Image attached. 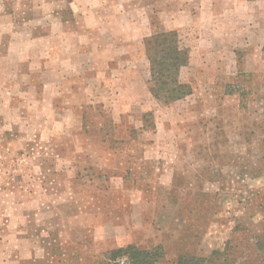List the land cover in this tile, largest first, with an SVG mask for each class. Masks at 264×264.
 I'll return each instance as SVG.
<instances>
[{"label":"rangeland","instance_id":"374dc122","mask_svg":"<svg viewBox=\"0 0 264 264\" xmlns=\"http://www.w3.org/2000/svg\"><path fill=\"white\" fill-rule=\"evenodd\" d=\"M185 28L192 91L162 105L143 39ZM263 35L264 0H0V55L27 49L0 58V264H103L128 243L162 245L157 264H264ZM64 46L84 53L70 73ZM93 73L112 93L84 90Z\"/></svg>","mask_w":264,"mask_h":264},{"label":"trees","instance_id":"16d2710c","mask_svg":"<svg viewBox=\"0 0 264 264\" xmlns=\"http://www.w3.org/2000/svg\"><path fill=\"white\" fill-rule=\"evenodd\" d=\"M188 31H190L188 28L160 30L143 39L144 56L148 62L149 72L147 89L162 105H168L191 94L190 85L182 82L179 77L181 67L187 65L189 61L190 49L193 46L192 38H197L195 34L190 36ZM262 51L264 52V35ZM226 93L237 94L243 101L246 92L237 89ZM246 104L243 102L240 107L245 109ZM255 243L259 249H264V241L255 238ZM164 253V248L160 244L150 248H140L128 243L108 249L104 254L103 264H157ZM204 262V257L196 255L179 259V263L182 264H204Z\"/></svg>","mask_w":264,"mask_h":264},{"label":"crops","instance_id":"0c3cea01","mask_svg":"<svg viewBox=\"0 0 264 264\" xmlns=\"http://www.w3.org/2000/svg\"><path fill=\"white\" fill-rule=\"evenodd\" d=\"M74 16H78L75 12H74ZM56 18V20H57V22L56 23H54V25H57V29H58V31H60V32H66V26H67V23H66V19L65 18H61V16H59V17H55ZM189 22V20H187L186 19V23H188ZM42 27H43V29L45 30H47V31H50V29H49V27H50V23H49V21H47L45 24H42ZM49 33V32H48ZM6 49H4L3 50V52H5L6 51V53H2L0 56V58H5V59H7V58H11V60L10 61H6V63H7V65H9V66H11V67H15V68H18L19 67V62H18V60L16 61V59H17V57H19V55H21L20 53H22V52H26L27 51V49H26V47H24V48H22L21 50H19L18 52H14L13 51V55H12V53L10 52V50H8V48L7 47H5ZM42 49H44L43 47H42ZM45 50H47L48 51V48H46L45 47ZM60 51H59V53H58V59H59V61L61 62L60 64V71L61 70H66V68H68L69 70H66V71H68V73H70V71H71V68H73L74 70H76V69H78L79 67H81L82 65L81 64H83V55H84V53L82 54V51H81V49H79V48H74V47H68L67 49H66V46H64L63 47V49L62 48H60L59 49ZM93 51H95V50H93ZM4 54V55H3ZM49 54V51H48V53H47V55ZM45 55H46V53H45ZM189 56H190V53H189ZM30 57H32V56H30ZM47 57V56H46ZM71 57L73 58V61H74V66L73 65H71V62L72 61H70V59H71ZM112 57V56H111ZM47 59H49V57H47ZM66 59H69V61L70 62H65V60ZM189 59H190V57H189ZM43 60V59H42ZM124 60H127V61H125V64H127L128 63V59L126 58V59H124ZM13 61H15V62H13ZM20 61V60H19ZM44 61V60H43ZM11 62V63H10ZM13 62V63H12ZM189 62V61H188ZM1 63V62H0ZM10 63V64H9ZM23 63V62H22ZM26 64V63H25ZM46 64V63H45ZM108 64V62H106V65H105V72L104 73H107L108 72V68H109V65H107ZM111 64V67H112V63H110ZM124 64V65H125ZM188 64V63H187ZM186 66V65H185ZM184 67V66H183ZM183 67H181V68H183ZM126 68H128L126 65H125V69H121V70H119V77L117 78V80L120 82V81H123V77L122 78H120L121 76H120V73H121V71H123V70H126ZM91 69H93V68H91ZM48 70H50V69H48ZM181 70V69H180ZM18 73V71H16V74ZM107 74H109V73H107ZM148 74H149V72H148ZM0 75H1V73H0ZM96 76H97V73H93L92 75H90L89 77H87L86 79H84L82 82H84V90H88V91H90V90H95L94 91V93H96L97 91L100 93V96L103 94V95H107V94H110V93H112V91H111V89H110V87H109V82H112L113 83V80L111 79V76H105V77H99V79H97L96 78ZM98 76H99V74H98ZM97 76V77H98ZM1 77V76H0ZM180 77V76H179ZM63 78V77H62ZM108 79V81L106 82V80ZM61 80V81H60ZM75 83V82H79V81H77V80H75V79H73V78H71V76H69V77H65V78H63V79H59V87L61 88L62 87V85L63 84H66V89H62L61 88V93H60V95H63L64 93H65V91H68V92H75L76 90H80V91H83L82 89H81V86L79 85V87H73V86H70V85H68L67 83ZM46 83L48 82L47 80L45 81ZM106 82V83H105ZM47 85H49L48 83H47ZM46 84L45 83H43V89H46ZM100 88V89H99ZM28 87L26 86V89H24L23 90V92L22 93H24V96H22V97H25V94H27V91H28ZM111 91V92H110ZM77 92V91H76ZM78 93V92H77ZM77 93H76V96H77ZM28 95V94H27ZM63 98L64 99H76V97L75 96H73V95H70V96H65V95H63ZM74 106H75V104H74ZM71 108H72V106H71ZM74 108V107H73Z\"/></svg>","mask_w":264,"mask_h":264}]
</instances>
